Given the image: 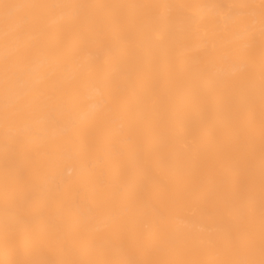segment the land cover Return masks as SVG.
I'll return each instance as SVG.
<instances>
[{"label": "bare ground", "instance_id": "1", "mask_svg": "<svg viewBox=\"0 0 264 264\" xmlns=\"http://www.w3.org/2000/svg\"><path fill=\"white\" fill-rule=\"evenodd\" d=\"M0 264H264V0H0Z\"/></svg>", "mask_w": 264, "mask_h": 264}]
</instances>
